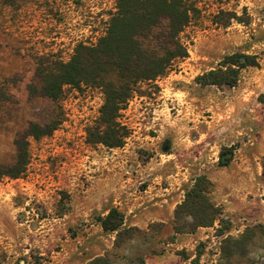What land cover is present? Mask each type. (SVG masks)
<instances>
[{
    "label": "rangeland",
    "instance_id": "rangeland-1",
    "mask_svg": "<svg viewBox=\"0 0 264 264\" xmlns=\"http://www.w3.org/2000/svg\"><path fill=\"white\" fill-rule=\"evenodd\" d=\"M187 2L191 20L180 38L188 55L137 86L118 117L129 134L107 147L87 133L102 91L64 85L54 102L35 71L39 61H67L78 43H94L115 0H0V164L13 161L17 139L29 150L19 177L0 178V264H86L95 256L109 264H264V231L248 245L225 242L264 224V0ZM235 52L257 60L235 86L196 81ZM57 113L62 121L50 134L28 133ZM221 152L231 157L226 166ZM202 173L230 229L219 234L216 220L175 232L174 208ZM112 206L140 229L118 247L97 221Z\"/></svg>",
    "mask_w": 264,
    "mask_h": 264
},
{
    "label": "trees",
    "instance_id": "trees-1",
    "mask_svg": "<svg viewBox=\"0 0 264 264\" xmlns=\"http://www.w3.org/2000/svg\"><path fill=\"white\" fill-rule=\"evenodd\" d=\"M192 9L187 0H115V11L109 17L104 34L94 43H78L67 61L37 62L35 77L41 92L57 102L64 85L80 87L84 84L99 88L104 100L96 125L87 132L88 139L107 147L122 146L129 131L118 120L120 110L126 107L140 83L165 75L178 59L188 55L180 33L190 22ZM255 65L254 55L235 52L221 60L216 68L198 75L196 81L201 85L232 87L242 68ZM61 121L62 116L57 113L46 123H30L28 133L34 138L48 135ZM15 145L13 161L0 164V178L19 177L26 168L27 140L17 139ZM223 155L221 152L218 164L226 166L231 157ZM211 191L212 182L206 174L193 179L191 186L185 189L183 200L174 208L175 232H193L198 227L212 226L216 220L221 227L219 234L229 231L230 223L221 217V207L209 197ZM186 218L191 222H181ZM97 221L103 231L115 233L116 247L140 232L138 227L125 225L123 213L115 206L104 216H98ZM256 230L263 232L264 224L246 227L236 238L227 236L225 242L233 247L251 244ZM199 256L200 251L195 254V257ZM86 264H109V259L95 256ZM139 264H144V260L140 258Z\"/></svg>",
    "mask_w": 264,
    "mask_h": 264
},
{
    "label": "water",
    "instance_id": "water-1",
    "mask_svg": "<svg viewBox=\"0 0 264 264\" xmlns=\"http://www.w3.org/2000/svg\"><path fill=\"white\" fill-rule=\"evenodd\" d=\"M164 149H166V146L164 147Z\"/></svg>",
    "mask_w": 264,
    "mask_h": 264
}]
</instances>
